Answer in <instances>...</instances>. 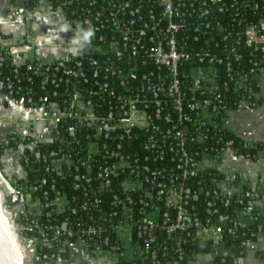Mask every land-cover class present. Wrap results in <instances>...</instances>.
Here are the masks:
<instances>
[{"label": "built area", "instance_id": "obj_1", "mask_svg": "<svg viewBox=\"0 0 264 264\" xmlns=\"http://www.w3.org/2000/svg\"><path fill=\"white\" fill-rule=\"evenodd\" d=\"M41 2L61 14L85 44L81 55L67 52L56 61L26 65L45 78L43 89L51 84L53 96L60 97L58 103L41 96L37 105L28 98L42 111L38 122L45 132L38 137L29 128L16 134L20 161L45 165L32 187L36 200L24 198L26 213L50 220L68 212L77 218L76 225L63 220L52 237L39 225L41 244L88 238L73 247L81 255L77 261L87 264L102 255L116 264L114 252L122 251L151 264H162L169 254L166 264H180L190 241L224 244L212 218L231 223L226 231L235 236L257 209V186L239 165L264 160V152L247 157L228 138L237 135L232 114L246 104L259 106L258 94L255 101L249 95L252 83L264 77V0H39L33 9L24 8L30 22ZM242 44L252 57L240 50ZM16 82L1 80L0 93L9 97ZM232 88L245 96L235 108L227 100ZM3 141L10 143L8 136ZM53 142L61 143L59 149L40 150ZM63 170L81 196L78 206L58 190L54 174ZM233 204L239 209L235 218L223 212ZM85 216L91 222L84 226ZM19 226L29 244V225ZM256 235L264 238V230L251 233ZM33 240L37 251L39 240ZM259 244L245 240V252L235 260ZM230 256L224 250L221 262ZM198 257L188 263L200 264Z\"/></svg>", "mask_w": 264, "mask_h": 264}, {"label": "crops", "instance_id": "obj_2", "mask_svg": "<svg viewBox=\"0 0 264 264\" xmlns=\"http://www.w3.org/2000/svg\"><path fill=\"white\" fill-rule=\"evenodd\" d=\"M41 11L30 22L24 12L21 2L15 0H0V45L10 47L13 61L22 65L26 61L52 62L63 58L67 52L81 55L85 50L82 36L71 29L64 17L47 8L41 2ZM7 36L8 38H3ZM43 47L40 48L39 45ZM259 92L257 99L259 106L251 108L244 106L241 111L232 114V130L245 141L256 145L264 142V77L258 83ZM42 111L28 107L14 101L7 95L0 93V141L11 134L22 133L31 128L34 136H42L45 132L43 125L39 124ZM5 165V178L12 184L13 180H21L26 173L21 166L20 154L8 150L2 157ZM239 168L250 177L257 186V208L264 216V183L261 177L264 174V160L255 162L241 161ZM0 193L9 195L7 187L0 177ZM6 195V194H4ZM264 238H259V245L253 246L245 255L228 264H264L257 253L262 250ZM71 254L77 260L80 254L71 248ZM200 264H219L213 253L199 255ZM93 264H113L107 256H96ZM188 264H197L190 262Z\"/></svg>", "mask_w": 264, "mask_h": 264}, {"label": "trees", "instance_id": "obj_3", "mask_svg": "<svg viewBox=\"0 0 264 264\" xmlns=\"http://www.w3.org/2000/svg\"><path fill=\"white\" fill-rule=\"evenodd\" d=\"M17 2H21L23 7L25 9H33L36 7L37 3L39 0H15ZM54 4H56L55 0H53ZM252 19H255V17H251ZM3 38H8L7 36H2ZM240 50L244 51V54L246 57L248 56H253L251 53L249 47L245 44L240 48ZM3 59V61L1 60ZM28 63H33L37 64L39 61H26L22 65L16 64L13 59L12 55L10 52V47L2 46L0 45V81L1 80H6L7 78H10L11 80L17 81L15 84V88L13 90V93L9 96V98L13 99L14 101L21 103L25 106L32 107V104L27 103L28 98H33L34 103L37 105V100H39V97H44V99L48 102H60V97L58 96H53V91H55V87L49 84L46 88H42L41 85V80H45L43 77H37L31 74L29 71L26 69V65ZM247 69L248 67L245 66ZM15 69H18V72H15ZM33 75V80L30 81L29 78L30 76ZM259 92V86L258 83L254 82L252 83V94L249 95V99L252 101H255L256 95ZM243 91L240 92H235V90L232 88L229 92H227V100L229 105H231L232 108H235L237 105L236 103L244 98L243 96ZM243 96V97H242ZM10 139V143L6 144L3 140L0 141V159L4 156V154L8 150H14L16 152H19L18 148V141L20 138L16 134H11L8 136ZM228 138L234 140L235 142V149L237 151L239 150L240 153L245 154L247 157L255 158L260 152H264V142H260L256 144L254 147H245L244 140L242 138L238 137L235 135L233 132L228 134ZM29 140V138L27 139ZM61 146V143L58 142H53V143H45L41 145L40 150L41 151H46V150H57ZM65 152L68 150L63 148ZM25 156L28 157H33L34 153L30 151H25ZM24 171L26 173V177L21 180H15V182H12L13 187L22 192L24 194V198L26 201H28L30 204L36 200L37 195L36 193L33 192L32 187L35 185V180L38 179L43 175L42 167H45V165H35V164H27L25 165L20 161ZM45 164V163H44ZM5 165L3 164L2 160H0V170L4 171ZM54 176L57 179V186L58 190L63 194L66 193L69 196L67 198L70 200L71 203L75 204L78 206L82 200L81 196H78V193L73 190L71 180L67 179L65 176L64 170L62 173H55ZM74 195V196H73ZM39 197V196H38ZM73 198H76L73 200ZM9 202L11 204H15L12 202L11 197L9 198ZM102 208L105 210L109 209V204H102ZM30 209V208H29ZM237 206L234 204L231 206L229 210H224L223 212H227L232 218L237 217V214L235 211H237ZM35 211V210H32ZM92 211V210H91ZM21 213V218L19 220V225L23 226H28L24 231V237L28 240H33V239H38L39 240V245L37 248V259L36 261H33L34 264H87L86 262H79L77 261L73 255L71 254V248L74 246H80L83 244H86L89 239L88 238H78L77 236L69 238L65 244L59 243V242H54L51 245H46V244H41L42 241V234H38L36 237V234L38 232V226L40 225L44 231L45 235H49L50 237L54 236L55 233L60 232V230L63 228V220H66L69 218L70 220L77 222L76 217H72L71 215L68 214V212L63 213L61 215L59 214H52V217L50 220L46 218L45 216H40L34 217L35 212L30 214L29 212L27 213ZM201 216L203 219H207L208 216L205 215V213L200 212ZM93 216L94 218L98 217V210L93 211ZM39 221L37 222V220ZM214 223L219 225L222 230L223 234L225 237V242L224 244L220 246L216 245H211L208 242H204L201 240H194L190 241V244L188 245L187 248V258L185 261L181 262L180 264H188V261L190 260H195L199 255L204 254V253H213L216 256L217 261L219 264H228L231 260H235L237 257L241 256L242 252H245V248L242 247V243L245 240L248 239H253L254 241H259V236H251V233H257L260 229L264 230V216L260 213V210L257 208L255 209L253 213V219L248 221L243 227L237 230V233L235 236L230 235L227 233L226 229L231 226V223L229 225H223L221 223H218V220L216 218H212ZM35 220V223L32 225V221ZM85 222H91V219L87 216L83 217V224L85 226ZM50 226H53V229H50ZM160 240H163L162 238H158ZM98 239L94 240L91 242L93 245L96 243ZM100 243V241H99ZM167 245H172V242H167ZM111 244L107 247L109 248ZM93 247V246H92ZM172 247V246H171ZM64 250L67 251L66 255L67 258H65V253ZM224 250H228L229 253H231V256L227 259L226 262H221V253ZM116 254V264H151L150 261H146L144 259H135L133 260L130 256L124 254V252H114ZM258 258H260L261 261H264V250L262 249L257 253ZM165 258L170 259V255L168 254ZM161 257L162 264L167 263V259Z\"/></svg>", "mask_w": 264, "mask_h": 264}, {"label": "water", "instance_id": "obj_4", "mask_svg": "<svg viewBox=\"0 0 264 264\" xmlns=\"http://www.w3.org/2000/svg\"><path fill=\"white\" fill-rule=\"evenodd\" d=\"M47 116L50 117L51 115L47 114ZM0 177L10 192L9 195L0 193V264H29L28 251L34 253L33 261L37 259L38 253L34 248L37 242L31 240L28 245L23 242V232L19 231L18 228L21 213H11V206L6 204L11 197L13 203L22 205V213H26V201L5 178L1 170ZM256 198L258 199V196ZM64 253V257L67 258V251L64 250Z\"/></svg>", "mask_w": 264, "mask_h": 264}, {"label": "rangeland", "instance_id": "obj_5", "mask_svg": "<svg viewBox=\"0 0 264 264\" xmlns=\"http://www.w3.org/2000/svg\"><path fill=\"white\" fill-rule=\"evenodd\" d=\"M39 119H40V118H39ZM40 123H41V122H40ZM0 190H2L1 187H0ZM4 194L7 195L6 192H4ZM6 204H7V205H10L11 203L8 201ZM10 212H11V213H20V212H23V207H22V205H21L20 203H15L14 205L11 204ZM18 228H21V226H18ZM26 245H28V244L26 243ZM27 254H28V263H29V264H34V262H33V258H35L34 253L28 251Z\"/></svg>", "mask_w": 264, "mask_h": 264}, {"label": "flooded vegetation", "instance_id": "obj_6", "mask_svg": "<svg viewBox=\"0 0 264 264\" xmlns=\"http://www.w3.org/2000/svg\"><path fill=\"white\" fill-rule=\"evenodd\" d=\"M8 201H9V200H8ZM8 201H7V202H8ZM10 206H11V204H10Z\"/></svg>", "mask_w": 264, "mask_h": 264}]
</instances>
